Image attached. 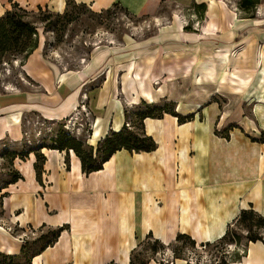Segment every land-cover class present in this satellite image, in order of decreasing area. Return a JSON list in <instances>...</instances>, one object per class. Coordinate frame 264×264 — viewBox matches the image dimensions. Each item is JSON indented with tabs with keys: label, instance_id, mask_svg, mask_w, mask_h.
<instances>
[{
	"label": "crops",
	"instance_id": "crops-1",
	"mask_svg": "<svg viewBox=\"0 0 264 264\" xmlns=\"http://www.w3.org/2000/svg\"><path fill=\"white\" fill-rule=\"evenodd\" d=\"M75 1L94 12L117 3L135 17L161 15L164 5L174 13L152 36L96 47L77 69L46 59L39 43L20 66L26 83L10 80L4 89L0 81V145L22 144L30 118L68 119L83 97L93 148L143 104L172 103L176 114L193 117L145 118L155 150H119L90 174L72 150L39 151V174L35 152L10 157L20 178L0 186V254L20 255L21 235L32 233L30 264H130L146 239L169 246L185 235L196 246L212 244L241 210L264 218V20L255 17L263 0L250 12L238 9L240 0ZM14 4L62 13L66 0H0V17ZM182 11L202 18L198 29H184ZM59 228L45 247L40 237ZM244 247L228 264H264L263 242Z\"/></svg>",
	"mask_w": 264,
	"mask_h": 264
},
{
	"label": "trees",
	"instance_id": "trees-1",
	"mask_svg": "<svg viewBox=\"0 0 264 264\" xmlns=\"http://www.w3.org/2000/svg\"><path fill=\"white\" fill-rule=\"evenodd\" d=\"M259 2L260 0H240L237 7L241 11L250 12L255 9ZM117 9L124 10L128 13L117 3L105 10H101L100 12H94L87 5L77 3L75 0H66L65 10L62 13H56L42 8H38L36 11H28L20 8L17 4L12 5L11 9L0 17V70L5 72V68L10 67L9 69H12V71L15 72L16 69L13 68L16 62L20 68L21 63H23V61L38 48V30L40 28L44 31L45 29H51L54 34V43H60L65 31L71 24H74L77 29L83 27L84 25L86 28L104 27L107 29L109 26L110 15ZM103 19L108 21V23H105ZM197 19L201 21L202 18L200 19L198 17ZM184 29L187 30V27H184ZM9 57H12L11 63L7 60ZM164 114H170L177 117L178 122L180 123L189 121L193 117L192 115L182 117L176 114L172 103L154 105L143 104L137 111H127L126 122L123 129L119 132H111L97 144L96 148L89 146L85 139L77 138L67 132L63 127L64 121L53 122L37 118V123L40 122L41 124L54 125L51 133H49L50 137L47 143H35L31 141V144H27L26 140H23L22 144H27V147H31L36 144V148H24L20 153L8 151L9 149H6L5 147L1 149L3 150L2 152L8 151L5 161L7 162L6 165L8 167L7 169L10 181L20 178L19 174L15 170L11 169L12 161L10 160V157L15 155V157L24 158L30 152H35L37 155L35 169L39 174L42 169L41 165L44 161V157L38 152L42 149L58 151L72 150L80 159L82 171L85 174H90L102 169L103 164L112 156V154L119 150L124 149L129 152L136 153L151 152L155 150L156 144L150 137L143 133L142 121L145 118L159 119ZM126 124H129V127H127ZM24 133H26V130ZM2 152H0L1 157ZM235 226L243 227L246 230V235L242 236L237 233L233 229ZM253 228H255V230H253ZM259 230H264V218L252 209L241 210L237 219L228 227L226 234L220 240L212 244H201L200 246H210L215 244H235L237 246H246L248 243L256 241L264 243V238ZM17 231L14 229L13 233H16ZM60 231V228L53 231L49 230L45 236L43 235L40 237V240L45 241L46 247L57 239ZM30 235L33 236L32 233H30ZM31 236H25L23 238L24 244L20 255L6 256L0 254V264H30L31 255H28L27 240H29L28 238ZM242 239L245 240L244 244L241 243ZM148 240L153 243V251H156V246H160L165 250H171L173 259H177L174 251L178 248L176 247L178 242L182 241V248L185 247L186 243H188L192 248L196 246V243L185 235H178L174 243L169 246H164L158 241H154L152 239ZM134 254H132L130 264H134ZM240 258L241 257L237 255L236 260H239Z\"/></svg>",
	"mask_w": 264,
	"mask_h": 264
},
{
	"label": "rangeland",
	"instance_id": "rangeland-1",
	"mask_svg": "<svg viewBox=\"0 0 264 264\" xmlns=\"http://www.w3.org/2000/svg\"><path fill=\"white\" fill-rule=\"evenodd\" d=\"M172 10L173 7L164 5L161 9V15L156 17H135L126 13L124 10L117 9L111 13L107 29L104 27L86 28L85 25L77 29L74 24H71L65 31L60 43H54V34L51 29H45L44 31L40 28L38 30L39 43L44 45L43 56L46 59L54 61L65 69H77L88 60L90 54L96 47L106 46L109 45V43L117 45L120 40L126 38L139 40L154 35L160 27L166 26L169 23V20L173 18L174 11ZM182 12L183 13L180 16L183 17H181L180 21L183 27H187V30L191 31L198 29L201 21L197 19V15L191 13L190 11ZM238 15L243 16L241 13ZM255 17L260 19L262 18L264 20V0L256 9ZM103 21L108 23L105 19H103ZM258 48L262 49L264 53V41L260 43V46L258 45ZM7 60L11 63L12 57H9ZM258 66H260V64H258ZM13 69H16V71L14 72L10 69L8 74L7 72L0 70V81L4 89L11 88L8 83L10 80L14 83H26L24 78L20 76L21 71L17 62ZM6 70L9 69L6 68ZM219 99L216 100L219 105L226 103L225 99L221 97H219ZM244 112L245 114L249 113L247 109ZM37 121V118H30L26 122V137L35 143H47L50 137L48 129L51 128V124H41L40 122L37 123ZM27 144L14 146L12 143L8 142L9 147L0 145V149L5 147L6 149H10L12 152L20 153L24 148H36V144L31 147H27ZM6 163L7 162L5 160H0V167H5V169L2 168L4 169L2 170V174L7 173L8 167ZM2 174L0 173V186H2L4 180L9 178L8 176L5 177ZM10 229L13 232V227ZM233 229L242 236L246 235V230L241 226H235ZM253 230H255V228H253ZM259 232L264 238V230H259ZM25 236L27 235H21V237ZM244 242L245 240L242 239L241 243L244 244ZM181 244L182 241L176 244V247L178 248L174 252L177 260L185 261L186 264H228L236 261V257L238 255L237 248L241 249V245L237 246L235 244H215L210 246H195L193 248L190 247L188 243H186L185 247L182 248ZM152 247L153 243L146 239V242H144L140 250L134 254V264H147L148 262L163 264L162 261H170V258L173 257V254L169 249L165 250L160 246H156V251H153Z\"/></svg>",
	"mask_w": 264,
	"mask_h": 264
},
{
	"label": "built area",
	"instance_id": "built-area-1",
	"mask_svg": "<svg viewBox=\"0 0 264 264\" xmlns=\"http://www.w3.org/2000/svg\"><path fill=\"white\" fill-rule=\"evenodd\" d=\"M16 64V63H15ZM9 69L8 67H6ZM5 72H10L9 70H6ZM86 98L83 97L82 101L80 102L78 108L75 110L74 114L69 117L68 119L64 120V129L69 132L71 135L77 137V138H83L86 141L91 135V129H92V115L87 108L85 104ZM54 125L51 124V128L48 129V132L51 133L52 127ZM127 127H129V124H126ZM27 132L25 133V140L28 144H31V141L26 137ZM11 230V229H10ZM33 235V234H32ZM237 248V247H236ZM245 247L241 245V249L237 248V253L240 257L244 255ZM177 259H173V257L169 260H166L165 262L162 261L163 264H174V262ZM185 262V261H184Z\"/></svg>",
	"mask_w": 264,
	"mask_h": 264
}]
</instances>
